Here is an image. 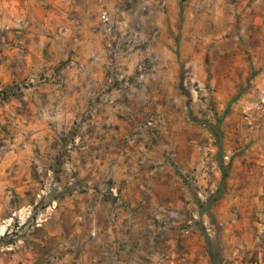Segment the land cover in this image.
<instances>
[{
	"label": "rangeland",
	"instance_id": "374dc122",
	"mask_svg": "<svg viewBox=\"0 0 264 264\" xmlns=\"http://www.w3.org/2000/svg\"><path fill=\"white\" fill-rule=\"evenodd\" d=\"M263 47L264 0H0V264H264Z\"/></svg>",
	"mask_w": 264,
	"mask_h": 264
},
{
	"label": "crops",
	"instance_id": "0c3cea01",
	"mask_svg": "<svg viewBox=\"0 0 264 264\" xmlns=\"http://www.w3.org/2000/svg\"><path fill=\"white\" fill-rule=\"evenodd\" d=\"M219 1L225 2L229 0H219ZM241 1L245 2V1H250V0H241ZM186 30L187 29H185L184 31V35L188 33V31ZM199 33H201V31H199ZM186 44H187L186 40H184L183 45L186 46ZM158 45L160 46L159 42H158ZM261 51L262 52L260 53L259 49L253 50V53H252V64L255 67H258L259 69L262 67L260 74H258L255 78V80L258 82L257 87L259 86L260 89H262V86H264L263 85L264 84L263 83L264 81V47ZM197 56H198L197 54H194L193 58L195 59L197 58ZM255 92L256 90L252 94L253 98L250 101H247L246 105H244L243 107L245 109H248L249 111L252 110L251 112L253 114L252 123L248 127V137L246 138L247 165L244 166V169H246L247 171V178L250 182L247 185L244 184L246 182H242L243 185H240L239 183V186L241 187L238 186V188L258 189L257 192H259L261 191V189H264V106L262 109H258L259 102H257V100H259L260 97H264V96L261 95L260 93L256 94ZM239 141H240V137H239ZM237 145H239V143H237ZM240 158H243V157H239L238 159L235 160L237 165L241 161Z\"/></svg>",
	"mask_w": 264,
	"mask_h": 264
},
{
	"label": "built area",
	"instance_id": "2783aa9c",
	"mask_svg": "<svg viewBox=\"0 0 264 264\" xmlns=\"http://www.w3.org/2000/svg\"><path fill=\"white\" fill-rule=\"evenodd\" d=\"M149 123H152V121H149Z\"/></svg>",
	"mask_w": 264,
	"mask_h": 264
}]
</instances>
